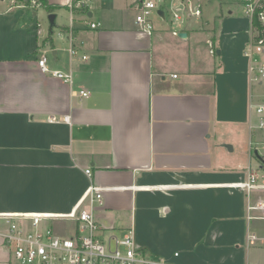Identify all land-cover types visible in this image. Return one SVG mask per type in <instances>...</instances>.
<instances>
[{
  "label": "crops",
  "instance_id": "crops-1",
  "mask_svg": "<svg viewBox=\"0 0 264 264\" xmlns=\"http://www.w3.org/2000/svg\"><path fill=\"white\" fill-rule=\"evenodd\" d=\"M169 5L185 3L169 0L151 34L136 23L135 0H75L47 11L57 19L44 31L37 7L0 0V264L13 258L5 218L41 216L68 234L92 186L103 194V232L133 230L153 257L264 264V243L249 242L264 238V212L250 210L264 183L243 186L264 146L254 143L264 83L250 80L245 52L264 62V46H251L243 1L218 0L211 21L184 29L164 24ZM43 53L74 82L44 74Z\"/></svg>",
  "mask_w": 264,
  "mask_h": 264
},
{
  "label": "built area",
  "instance_id": "built-area-1",
  "mask_svg": "<svg viewBox=\"0 0 264 264\" xmlns=\"http://www.w3.org/2000/svg\"><path fill=\"white\" fill-rule=\"evenodd\" d=\"M169 0H135L136 4V23L141 29L151 34L154 29L153 17L159 14L164 7L167 6ZM75 0H71L68 4L73 10ZM245 14L253 21L256 15L264 24V0H245ZM36 7V2L33 1ZM24 8L25 6H18ZM179 5L176 6L177 11H182ZM165 13V12H164ZM195 16L201 15V10L197 9L192 12ZM176 21L181 20L178 13L174 14ZM99 23H92L91 28L97 29ZM253 47L264 46L263 41L255 43L252 40ZM71 55L77 54L74 49L70 50ZM245 55L250 58L249 67L250 80L254 83H264V62L253 57L251 49L246 50ZM87 59L86 56L83 57ZM48 53H43L38 65L44 74L50 75L65 83H73L75 75L72 72H63L60 70H51L48 66ZM82 97L89 95L86 91H81ZM260 116L259 126L264 128V105L258 106L256 109ZM51 122L60 123L61 119H50ZM64 122H70V118L64 119ZM260 150L263 153H260ZM255 151L261 154L264 160V146ZM262 169V168H260ZM91 176V170L86 171ZM264 174L260 170L250 169L248 181L243 184L244 188L254 190L263 187L262 181ZM85 200L89 205L87 208L77 210L68 216L73 224L71 232L68 234H60L56 231L53 224L45 225L43 217L21 215L16 217H7L6 223L9 226L7 232L3 233V238L8 247L11 256L20 264H172L165 259L153 257L136 243L133 230L127 231L122 236H113L103 232L101 225L95 216V209L103 206V194L100 188L92 186L85 195ZM250 210L264 212V202H260L255 206H250ZM264 218V217H263ZM71 227V225H70ZM251 245L264 243V238H259L256 234L249 236ZM175 256H179L176 253Z\"/></svg>",
  "mask_w": 264,
  "mask_h": 264
},
{
  "label": "rangeland",
  "instance_id": "rangeland-1",
  "mask_svg": "<svg viewBox=\"0 0 264 264\" xmlns=\"http://www.w3.org/2000/svg\"><path fill=\"white\" fill-rule=\"evenodd\" d=\"M8 1V0H5ZM12 4L15 6H25V7H32L33 6V1L36 2V7L35 11L37 13V16L33 17L34 23L38 27H41L44 31L45 29L49 30L50 25L48 21V16L49 14L47 13L46 8L40 7L37 5L38 0H11ZM71 0H49V3L51 5H55L58 7H65L70 3ZM182 1V0H181ZM185 3V9L182 11H177L175 6H168L167 9V16H166V21L164 24H166L167 27H173L175 29H184L185 27L187 28L188 26L190 28H197L201 25L202 20L206 21V19L210 20L213 18V10L216 9V5L218 3V0H183ZM7 5L9 2H6ZM200 9L203 17L198 18L199 16H195L192 12L195 10ZM64 10V9H63ZM33 10L30 11L32 13ZM178 13L181 16L180 21H176L174 18V14ZM60 18L59 20L62 21L64 19H67L69 17V13L67 11H60ZM212 17V18H211ZM157 15L153 17V20H155L156 24H158L160 21V18H158ZM49 58L52 59V54L49 53ZM257 139L254 140V143L258 145V147L264 145V128H257ZM255 151V150H254ZM260 153H263L262 150H260ZM258 154L259 157H261V154ZM256 155V152H254V156L251 159L253 161L252 163V168L256 170H260L262 174H264V168L260 169L261 161ZM264 183V180L262 181ZM73 228V225L71 227H68V232L70 233ZM67 232V231H66ZM10 264H20L14 257L11 259Z\"/></svg>",
  "mask_w": 264,
  "mask_h": 264
},
{
  "label": "trees",
  "instance_id": "trees-1",
  "mask_svg": "<svg viewBox=\"0 0 264 264\" xmlns=\"http://www.w3.org/2000/svg\"><path fill=\"white\" fill-rule=\"evenodd\" d=\"M240 1H245V0H240ZM37 5L40 7L46 8V10L49 13L55 12L57 9L60 7L51 5L49 3V0H38ZM252 29H253V41L255 43H258L260 41H263L264 43V24L259 20V15H256L252 21Z\"/></svg>",
  "mask_w": 264,
  "mask_h": 264
},
{
  "label": "water",
  "instance_id": "water-1",
  "mask_svg": "<svg viewBox=\"0 0 264 264\" xmlns=\"http://www.w3.org/2000/svg\"><path fill=\"white\" fill-rule=\"evenodd\" d=\"M159 14L164 17V13L163 11H160ZM91 16V14H90ZM56 19H57V15L56 14H50L49 17H48V21L50 23V26L51 28H54L55 25H56ZM179 37L181 38H186L187 37V34L186 33H181L179 34ZM256 155L258 156V153L256 152ZM259 157V156H258ZM260 161H261V168H264V160L262 159V157H259Z\"/></svg>",
  "mask_w": 264,
  "mask_h": 264
}]
</instances>
